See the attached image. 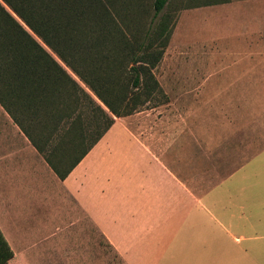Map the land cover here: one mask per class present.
I'll return each instance as SVG.
<instances>
[{
    "label": "crops",
    "instance_id": "obj_1",
    "mask_svg": "<svg viewBox=\"0 0 264 264\" xmlns=\"http://www.w3.org/2000/svg\"><path fill=\"white\" fill-rule=\"evenodd\" d=\"M215 5L252 35L223 46L225 79L264 81V0ZM244 107L191 106L163 151L116 119L59 179L0 105V230L14 254L3 264H69L89 227L124 264H263L261 243L245 241L264 235L244 231L264 224V103Z\"/></svg>",
    "mask_w": 264,
    "mask_h": 264
},
{
    "label": "trees",
    "instance_id": "obj_2",
    "mask_svg": "<svg viewBox=\"0 0 264 264\" xmlns=\"http://www.w3.org/2000/svg\"><path fill=\"white\" fill-rule=\"evenodd\" d=\"M203 1L228 0H188L182 8ZM168 3L0 0V105L59 179L114 117L131 114L159 89L152 68L173 24L165 12L156 18ZM13 255L0 230V264Z\"/></svg>",
    "mask_w": 264,
    "mask_h": 264
},
{
    "label": "rangeland",
    "instance_id": "obj_3",
    "mask_svg": "<svg viewBox=\"0 0 264 264\" xmlns=\"http://www.w3.org/2000/svg\"><path fill=\"white\" fill-rule=\"evenodd\" d=\"M152 1L147 0L150 4ZM230 1L237 0L227 2ZM204 2L182 8L183 4L189 3L188 0H169L156 18L157 21L159 16L165 12L173 24L163 48L162 57L152 68L159 89L152 93L150 100L138 106L131 114L114 117V121L116 119L125 121L132 132L146 137L156 150L163 151L164 146L170 144L173 120L183 118L187 120L191 106L192 109H195V106H210L213 108L212 114L219 116L218 109L226 105L250 107L254 103L257 106L264 103V81H244L245 91L241 89L244 87L242 80L225 79V70L221 63L223 46L229 39L232 40V44L237 41L240 43L251 41V34L246 35L240 31L243 23L248 20L240 18V15L235 12L231 13L232 17H230V14L223 11L220 5H204ZM149 13L152 14V10ZM229 22H233L240 32L236 26L229 32L230 25H227ZM228 32L231 34L230 37ZM233 54H236V51ZM236 71L238 69L235 66L230 70V75ZM75 79L106 110L96 96L77 77ZM256 85L259 86L255 87ZM239 89H241L240 96L237 95ZM254 90H257L255 96ZM238 98H240V103H238ZM244 100H248V103H244ZM260 194L264 197V192ZM236 201L242 202L239 199ZM259 221H261L260 217ZM251 224L255 229L251 228ZM257 224L256 219H250L249 223L245 224L247 227L244 235L254 236V233L264 235V224L259 226ZM257 240L246 239L245 243L250 246L259 242L264 250V236H261V240ZM83 250L84 254H81ZM248 260L249 257L245 259L246 262ZM263 260L264 253L262 252L260 261ZM68 261L69 264H124L102 234L96 228L90 227L86 229L85 243L83 246L76 244ZM59 262L66 264L64 259H60Z\"/></svg>",
    "mask_w": 264,
    "mask_h": 264
}]
</instances>
